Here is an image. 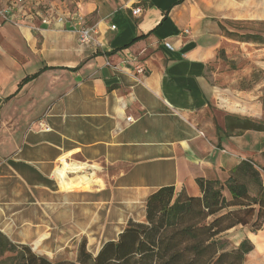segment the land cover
I'll return each mask as SVG.
<instances>
[{"label": "crops", "instance_id": "1", "mask_svg": "<svg viewBox=\"0 0 264 264\" xmlns=\"http://www.w3.org/2000/svg\"><path fill=\"white\" fill-rule=\"evenodd\" d=\"M21 4L0 0L12 8L0 23V232L11 242L53 261H74L79 245L95 255L129 221H145L157 188L199 195L197 177L225 181L243 159L263 164L264 131L217 127L226 114L263 115L259 94L220 66L237 49L227 24L264 21V0ZM75 13L95 26L91 43L78 42ZM72 162L83 168L61 176L92 174L89 187L62 185L57 170ZM243 238L253 244L246 256H264V225Z\"/></svg>", "mask_w": 264, "mask_h": 264}, {"label": "trees", "instance_id": "2", "mask_svg": "<svg viewBox=\"0 0 264 264\" xmlns=\"http://www.w3.org/2000/svg\"><path fill=\"white\" fill-rule=\"evenodd\" d=\"M245 38L264 43L257 33ZM217 128L224 136L264 131V120L226 114L223 127ZM261 158L262 165L241 160L225 181L197 177L199 195L176 192L172 185L157 188L146 198L144 222L129 221L95 255L79 245L74 261L50 260L0 232V264H244L252 242L243 238L230 245L222 234L237 225L252 232L264 225V151Z\"/></svg>", "mask_w": 264, "mask_h": 264}, {"label": "rangeland", "instance_id": "3", "mask_svg": "<svg viewBox=\"0 0 264 264\" xmlns=\"http://www.w3.org/2000/svg\"><path fill=\"white\" fill-rule=\"evenodd\" d=\"M226 36L227 33L229 35L227 37L231 38L233 47L237 46V49L233 50L230 54L232 59L227 58L223 53L221 54V72L224 73L225 80H232V72L234 77L236 78V87L237 89L244 90V88L250 90L253 94H259V99L262 102L263 108V115L261 120H264V54L260 55L261 48H264V43H260L257 41H252L250 39H246V35L251 33H257L261 36H264V21H251V22H235V23H228L227 29L225 31ZM247 46L246 51L243 49H239L238 47ZM242 52H248L251 54L250 59L244 58ZM247 55V54H246ZM262 65L263 68L260 67ZM251 69V75H248V70ZM228 73L229 76H228ZM210 111H212L210 109ZM263 171H261L262 173ZM60 175V174H59ZM264 175V174H263ZM61 176V175H60ZM62 177V176H61ZM91 178L92 176L79 183L72 185L79 186V187H89L91 185ZM63 180L65 181L66 178L62 177V185ZM95 183H100L99 179H94ZM69 188V187H68ZM250 191L252 193L255 192L253 186L250 185ZM224 193L228 195L227 190H224ZM252 233L246 226L237 227L232 231H225L222 234V237L226 239L230 245H236L239 241L249 234ZM257 232V231H255ZM253 238V236H252ZM244 264H253L251 258L249 256L245 257Z\"/></svg>", "mask_w": 264, "mask_h": 264}, {"label": "built area", "instance_id": "4", "mask_svg": "<svg viewBox=\"0 0 264 264\" xmlns=\"http://www.w3.org/2000/svg\"><path fill=\"white\" fill-rule=\"evenodd\" d=\"M16 1H17V4L19 5V7L21 8V6H22L21 2L23 0H16ZM133 1H136V0H133ZM141 11H142V8L139 5L134 6L131 9V12L133 15H139L141 13ZM49 20H50L49 15H46L42 19L43 22H49ZM58 20H63V17L59 16ZM2 21H12V8H11V6L0 5V23ZM74 22H75L74 28H75V32L77 34L78 42L81 44L91 43L94 40V35L96 33L95 26H89V25L84 24L83 17L79 13L74 14ZM111 28H114V25H112ZM163 45L168 49H172V45L168 41H163ZM106 64H109V62L107 61ZM113 67L117 68V66H115V65ZM136 72L137 73H143V68L137 67ZM39 128L41 130H50V127L41 121H39Z\"/></svg>", "mask_w": 264, "mask_h": 264}, {"label": "bare ground", "instance_id": "5", "mask_svg": "<svg viewBox=\"0 0 264 264\" xmlns=\"http://www.w3.org/2000/svg\"><path fill=\"white\" fill-rule=\"evenodd\" d=\"M76 163L77 162H75L73 164L64 163L62 166H60L58 168L57 171H58V173L60 175H64L66 171H78L79 172V170L83 168V165H79V164H76ZM91 176H92V174L88 175L86 173L76 174L73 177L67 178L66 181L63 180V186L68 188V187H70L72 185L79 184V183L89 179ZM260 236H261V234H259V236L258 235H253V239L254 240L260 239ZM262 257H263V260H262ZM251 258H252L251 260H252L253 264H264V256L262 254H259V253H257L256 255L253 254V256Z\"/></svg>", "mask_w": 264, "mask_h": 264}]
</instances>
